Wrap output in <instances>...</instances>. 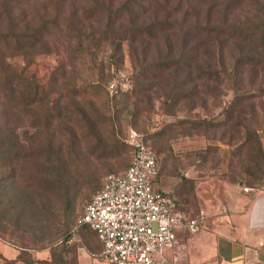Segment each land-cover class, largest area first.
<instances>
[{"label":"rangeland","instance_id":"1","mask_svg":"<svg viewBox=\"0 0 264 264\" xmlns=\"http://www.w3.org/2000/svg\"><path fill=\"white\" fill-rule=\"evenodd\" d=\"M61 5L63 7L57 0H32L29 5L38 23L54 19L41 46L21 54L0 49V76L4 70L20 74L41 97L32 106H21L11 117L21 150L17 173L11 171L13 164L8 163L9 154L4 140L0 143V264H27L25 261L9 262L12 258L4 255L9 253L5 252L7 249L12 252L25 250L36 257H39L38 253H53L56 257L55 252H59L58 259L64 260V256L75 253L76 243L69 241L71 236L77 235L79 241V234L82 235L85 229L96 236L95 231L87 226H80L79 231L75 228L80 225L85 203L106 175L122 172L130 164L132 152L125 137L131 127L143 132L156 152L160 166L159 183L166 180L171 183L174 189L171 190L172 196L179 203L187 201L191 216L200 214L196 195L198 182L209 179L218 169L223 170L220 175L228 174L227 180H234L232 174L229 175V166L234 167V172L241 173L242 170L237 168L240 151L236 145L241 138H246L249 133L246 129H256L261 139L264 138L262 74L252 78L246 71L238 88L233 58L221 78L223 83L217 81L212 85L215 87L211 95L201 92L193 98H180L175 106H167V78L137 76L144 67L150 66L154 72L157 62L165 56V31L153 38L145 49L146 53L131 51L127 43L120 47L110 39L95 48L93 54L88 52L89 55L85 56L86 51L94 46L86 36L80 42L81 35L70 24L69 9H80L88 3L68 0ZM256 15L264 16V0H246L236 8L231 21L248 22ZM83 25L87 32L101 30L105 26L102 18H91ZM169 33L177 42V53L180 50L179 33L177 29ZM240 47L243 48L236 42L228 43L230 54L234 51L237 56ZM76 49L82 50L84 56H75ZM83 85H91V89L80 96L76 88ZM237 92L242 96L237 100L233 124H242L232 126L225 122V114ZM249 92L252 96L246 98ZM57 102L64 103V114L72 121L46 126L43 123L44 112L48 107L55 108ZM80 109L86 110L90 120L80 117ZM7 118L0 108V127L3 129L7 127ZM187 118L193 121L215 118L225 122L209 128L210 142L217 143V138L224 135L225 142L230 141L234 147L226 151L225 156H220L214 148L198 153V149L207 146V140L204 146L183 150L181 146L188 141L196 143L206 138L199 132L195 134L198 129L194 123L182 124L181 121ZM171 122L175 125L167 126ZM50 144L55 149L61 146L60 155L66 168L63 183H57L61 175L56 169L55 154L49 150L52 149ZM249 145L254 146L255 142L250 141ZM254 160L262 165L257 156ZM188 170L200 172L195 178H187L185 173ZM253 170L260 177L263 175L257 167L253 166ZM179 178L180 190V184H175ZM246 178L248 185L259 182L253 175ZM67 189L74 194L79 192L83 197L77 214L65 209ZM81 244L87 245L84 240ZM88 246L91 250V245ZM257 264H264V255Z\"/></svg>","mask_w":264,"mask_h":264},{"label":"trees","instance_id":"2","mask_svg":"<svg viewBox=\"0 0 264 264\" xmlns=\"http://www.w3.org/2000/svg\"><path fill=\"white\" fill-rule=\"evenodd\" d=\"M31 1L0 0V49L21 54L41 46L46 33L50 32L52 28L54 19H47V21L38 23L36 15L32 14L29 9ZM66 1L68 0H57V3L63 7L61 3ZM84 1L88 3L87 6L83 7L82 5L80 9L70 8L69 10L71 12L70 24L72 27L74 25L75 30L81 35L80 42L87 37L90 45L94 46L93 49L86 51L85 56L89 55L88 52L93 54L95 48L97 49L99 45L108 42L110 39L114 43L117 42L120 47L127 43L131 51L140 50L142 53H146L145 49L153 38L165 31V47L167 49L165 56L157 62L154 72L150 70V66L144 67L137 76L139 78L152 76L164 79L166 77L168 90L165 92V103L167 106H175L180 98H193L201 92H205L208 96L211 95L215 87L212 85L217 81L223 83L221 78L223 75L225 76L228 63L233 61V58L235 59L233 63L236 74L235 83H237L238 88L246 71L251 73L252 78L261 74L264 76V16L256 15L254 19L248 22L231 21V15L246 0ZM91 18H102L105 24L104 28L93 32L84 31L83 23ZM75 19L77 20L75 21ZM173 29H177L179 33L180 50L177 53H175L177 42L171 38L169 33ZM229 42H236L243 47L238 49L239 54L237 56V52L234 51H231L230 54ZM74 55L84 56L80 49H76ZM60 71L62 72V69ZM59 72H57V77ZM89 89H91V85H83L77 87L76 92L81 96L87 93ZM251 94L250 92L247 93L246 98L251 97ZM241 96L238 92L235 93L227 107L225 122L232 124V126L238 124V122L233 124V121L237 111V100ZM40 100L41 97H39L36 89L31 84H26L20 74L9 70L3 71L0 76V108L8 118L7 127L4 129L0 127V143L4 140L6 144V150L9 154L8 163L13 164L12 173H17L20 162L18 156L21 154V150L15 138L17 135L16 125L11 117L15 112L17 114V109L21 106L23 108L32 106ZM63 104L57 102L55 108L48 107L47 111L44 112L43 123L46 126L62 125L72 121L64 114ZM79 115L90 120L85 109H80ZM181 122L183 125L194 123L196 129L199 130L194 131L195 134L199 132L208 140L207 146L198 149V153L208 152L210 148H214L220 156H225L227 154L225 152L234 147L230 141L225 142L224 135L217 138V143L210 142L209 128L220 126L225 122L215 118H204L198 121L187 118ZM240 124L242 123L238 125ZM174 125L173 122L167 124L170 127ZM201 130L202 132H200ZM246 131H249L246 138H241L237 145L234 144L240 151L237 168L243 171L241 173H245V179L248 176H256L255 179H258L259 182H250L249 185H257L264 181V148L258 130L247 128ZM250 141H254L255 145L250 146ZM111 145H113L112 141ZM50 146L52 149L49 150L55 154L54 157L57 160L56 169L61 175L57 183H63L66 168L60 155L61 146H57L58 149H55L52 144ZM255 156L261 160L262 165L254 160ZM253 166L257 167L258 171L263 174L261 177L257 172L254 173ZM229 168L228 172L231 175L230 171H235V169L232 166ZM224 175L228 176V174ZM159 177L160 172L156 178L157 181ZM232 178L236 179L233 175ZM170 194L172 195L171 192ZM65 195V209L73 214L79 213V206L83 197L79 196V192L74 194L70 189L65 191ZM81 226L86 227V225ZM96 236L98 237L97 234ZM55 253L59 254V252ZM57 254L55 257L52 253L51 258L45 259L36 257V255L33 256L25 250H20L17 257L9 259V262L58 264L61 261H59Z\"/></svg>","mask_w":264,"mask_h":264},{"label":"built area","instance_id":"3","mask_svg":"<svg viewBox=\"0 0 264 264\" xmlns=\"http://www.w3.org/2000/svg\"><path fill=\"white\" fill-rule=\"evenodd\" d=\"M125 142L132 149L129 166L107 174L85 203L75 231L81 225L94 230L102 243L100 257L109 264H176L182 246L177 228L198 233L205 216H190L157 186V155L143 132L129 128ZM260 188L244 190L256 194Z\"/></svg>","mask_w":264,"mask_h":264},{"label":"crops","instance_id":"4","mask_svg":"<svg viewBox=\"0 0 264 264\" xmlns=\"http://www.w3.org/2000/svg\"><path fill=\"white\" fill-rule=\"evenodd\" d=\"M190 142L193 141H188L181 148L184 150L204 146L207 139ZM262 144L264 148V138ZM222 171L218 169L209 179L198 182L196 195L200 214L196 216L204 215L205 222L198 233L177 228L182 246L176 264H257L264 255V181L257 185H248L243 173L231 170L230 173L236 179L227 180L226 175L219 174ZM199 172L188 170L185 176L195 178ZM180 182L181 178L175 184ZM157 186L169 193L174 190L168 180L162 183L157 181ZM245 186L263 188L253 194L246 192ZM180 189L181 184L178 190ZM178 206L192 215L186 200L178 202ZM81 234L79 241L77 235L76 240L70 241L76 243L75 253L68 254L69 257L64 256V260L59 257L61 262L58 264H109L100 257L102 243L99 238L91 235L88 229L82 230ZM83 240L87 245L81 244ZM88 245H91V250ZM5 252L9 253L4 255L14 259L20 250L12 252L7 249ZM51 255L52 253H38L39 257L45 259L51 258Z\"/></svg>","mask_w":264,"mask_h":264}]
</instances>
